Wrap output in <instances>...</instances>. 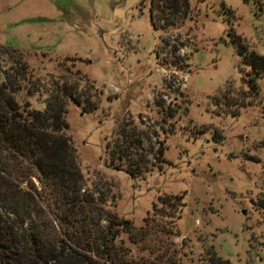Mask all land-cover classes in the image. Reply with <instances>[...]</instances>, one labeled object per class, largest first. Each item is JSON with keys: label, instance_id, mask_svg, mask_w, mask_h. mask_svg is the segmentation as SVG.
Segmentation results:
<instances>
[{"label": "rangeland", "instance_id": "rangeland-1", "mask_svg": "<svg viewBox=\"0 0 264 264\" xmlns=\"http://www.w3.org/2000/svg\"><path fill=\"white\" fill-rule=\"evenodd\" d=\"M189 3L155 26L151 0H0V46L45 81L90 86L68 134L107 209L139 231L161 197L185 195L169 235L122 236L142 264H168L169 244L180 264H264V71L250 64L264 58V0Z\"/></svg>", "mask_w": 264, "mask_h": 264}, {"label": "trees", "instance_id": "trees-1", "mask_svg": "<svg viewBox=\"0 0 264 264\" xmlns=\"http://www.w3.org/2000/svg\"><path fill=\"white\" fill-rule=\"evenodd\" d=\"M151 3L155 26L159 16L171 21L190 6L189 0ZM250 64L264 71V58L254 55ZM69 78L45 81L20 50L0 46V264H142L122 236L137 244L154 230L169 235L165 221L181 219L185 195L161 197L139 231L95 198L99 192L89 187L68 134L69 105L83 106L80 89L90 86ZM37 96L43 97V111L32 106ZM84 108L93 112L97 104ZM258 209L264 210L263 201ZM167 247L156 259L180 264L178 251ZM201 264L231 263L215 254Z\"/></svg>", "mask_w": 264, "mask_h": 264}, {"label": "water", "instance_id": "water-1", "mask_svg": "<svg viewBox=\"0 0 264 264\" xmlns=\"http://www.w3.org/2000/svg\"><path fill=\"white\" fill-rule=\"evenodd\" d=\"M244 214H245V212H244Z\"/></svg>", "mask_w": 264, "mask_h": 264}]
</instances>
